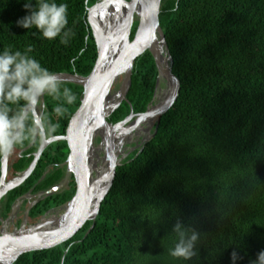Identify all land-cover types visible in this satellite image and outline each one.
I'll list each match as a JSON object with an SVG mask.
<instances>
[{"label":"trees","instance_id":"1","mask_svg":"<svg viewBox=\"0 0 264 264\" xmlns=\"http://www.w3.org/2000/svg\"><path fill=\"white\" fill-rule=\"evenodd\" d=\"M24 2L0 0V52L23 53L31 45L27 54L50 71L88 76L98 60L89 7L100 0H56L68 5L67 44L61 43L63 31L50 40L35 26H18L17 20L28 13ZM32 2L38 7V0ZM160 22L173 73L181 81L177 101L156 124L155 136L118 166L96 220L64 243L25 253L14 264H62L65 254L64 264H233L234 250L239 256L235 264H250L264 250V0H163ZM137 27L138 22L131 40ZM158 74L147 49L135 61L127 99L109 121L120 122L132 110L145 112ZM63 88L74 95L72 104ZM60 89L59 98L45 95V122L50 118L56 125L51 135L66 134L82 104L83 86L61 82ZM57 106L64 107L63 115L55 114ZM32 141L30 137L16 148ZM40 142L39 136L15 159L13 173L29 166ZM65 148V140L48 146L31 176L7 195L3 218L49 165L67 158ZM60 174L52 167L34 191L51 187ZM73 193L41 200L32 208L30 222ZM194 231L196 254L187 260L172 256L177 243H187Z\"/></svg>","mask_w":264,"mask_h":264},{"label":"water","instance_id":"2","mask_svg":"<svg viewBox=\"0 0 264 264\" xmlns=\"http://www.w3.org/2000/svg\"><path fill=\"white\" fill-rule=\"evenodd\" d=\"M162 1L163 0H100V2L94 6L89 7L90 24L98 48L97 63L88 76L69 72L56 73L60 77L61 82H71L83 86L82 104L74 116L67 133L64 135L46 136L30 166L20 172L11 182L6 181L9 173L10 155L7 157L3 156L2 175L0 179V200L9 190L23 184L36 169L44 150L51 143L60 140H65L69 143L71 152L67 162L70 163L69 171L71 172L72 166L81 158L86 150V144L93 142L97 136H100V145L105 143L104 154L107 155L109 159L110 170L108 183L103 191L95 195L93 191L101 179H98L96 176L94 183L91 185L88 181H82L79 178L77 192L70 201L49 210L38 222L29 224V214L33 206L36 205L40 199H45L54 194L63 184L40 192L37 198L31 202L26 213V218L20 227H15L12 231H10L9 228L7 231H3V223L2 229L0 230V264H14L25 253L62 244L77 234L87 221H95L100 212L103 200L114 183L117 168L123 164L126 158L123 157L118 160L114 154V138L117 129H120L134 117H136L134 122L153 117L154 122L151 127H154L155 131L151 133L147 140L142 142V146L155 136L158 130L156 124L161 121L163 115L166 114L177 101L181 92V81L173 73V58L160 22ZM111 2H116L127 9L128 14L125 21L116 27L115 30L104 31L102 30L97 16L100 15L103 20H105ZM136 21L138 22V27L133 40H131L133 27ZM147 49L153 55L159 71L153 101L145 112L135 113L132 110L131 114L124 120L112 123L108 118L121 103L127 99V94L132 85L135 61L137 57ZM164 55H166L167 59L165 63L163 61ZM121 77H123V80L119 89V99L110 110L106 111V99L109 94L113 92L115 83L118 82ZM163 78L171 83L170 92L164 100L154 104ZM40 99L45 106V95ZM153 105L154 108H152ZM103 127L106 129L105 134L97 132ZM38 136L39 135H37L31 144L24 148L23 151L29 149L36 142ZM94 170L98 175V171L95 168ZM92 172L93 171H91V173ZM95 197L96 200L93 202ZM93 203L94 207L92 208ZM56 209L59 211V216H55L50 220L51 225L48 226L49 229L38 233L31 232V226L38 228L42 227L48 213ZM94 225L89 231H91ZM65 255L62 264H64Z\"/></svg>","mask_w":264,"mask_h":264},{"label":"clouds","instance_id":"3","mask_svg":"<svg viewBox=\"0 0 264 264\" xmlns=\"http://www.w3.org/2000/svg\"><path fill=\"white\" fill-rule=\"evenodd\" d=\"M23 7L28 13L17 20V25L26 29L35 26L44 38L54 39L61 35L68 23L66 3H57L56 0H38V7L32 0H25ZM71 33L63 31L61 43L67 44ZM32 51L31 45L25 52L12 51L5 48L0 52V156L7 157L13 153L16 146L25 140L35 139L37 135L43 140L55 132L56 125L51 119L45 122V115L37 112L40 98L44 95L59 98L60 77L43 67L41 63L27 53ZM67 104H72L74 95L68 88H63ZM23 102V103H21ZM13 105L18 106L15 110ZM57 116L64 114V107L57 106L53 109ZM31 120V125L28 121ZM28 133L32 135L29 136ZM179 230L180 223L175 225ZM198 233L195 231L187 243L181 241L171 250L174 257L190 259L196 253L195 241ZM239 259L238 253L232 252L233 264ZM250 264H264V250L251 260Z\"/></svg>","mask_w":264,"mask_h":264},{"label":"bare ground","instance_id":"4","mask_svg":"<svg viewBox=\"0 0 264 264\" xmlns=\"http://www.w3.org/2000/svg\"><path fill=\"white\" fill-rule=\"evenodd\" d=\"M128 11L127 9L120 10L119 4L116 2H111L108 10L107 15L105 16V20H103L102 16H97V19L99 20L100 24L103 25L104 31H110L115 30L116 27L121 25L126 17H127ZM166 55L163 56L164 63L166 62ZM166 65V64H165ZM166 82L167 88H163V83ZM171 88V83L167 82L164 78L161 80V84L159 86L158 92H157V99L158 103H160L162 100L166 98V96L169 94ZM119 99V90L118 92H112L109 94V96L106 99L105 103V110H110L114 104ZM154 108V105L152 106ZM40 113L42 111L40 110ZM154 122V118H146L142 119L138 122H133L131 125L124 124L120 129H117L115 132V138H114V154L116 155L117 159H122L123 157L127 156V149H128V143H131L135 140H141L142 142L147 140L151 135V126ZM100 134H105L106 129L103 127L100 130H98ZM89 148V147H88ZM88 150V149H87ZM92 151L94 153L93 156V164L94 168L98 171L97 178L101 179L99 181L97 187L94 189V194L98 195L99 192L103 191L108 183V175L110 170L109 165V159L107 155L104 154L105 152V143L99 146H96L95 148L92 147ZM11 156V154H10ZM88 167V166H87ZM103 179V181H102ZM96 197L94 198L93 202H95ZM22 202V201H21ZM31 202V201H30ZM20 206V204H18ZM17 206V207H18ZM16 208V206H14ZM94 207V203L92 205V208ZM17 212V211H16ZM55 215H51L45 219V223L42 227H33L31 226V232H41L43 230L49 229V225H51V219H53ZM5 221V220H4ZM10 223L5 222L4 223V229L3 231H7L9 228ZM16 227V226H15ZM11 230V229H10Z\"/></svg>","mask_w":264,"mask_h":264},{"label":"flooded vegetation","instance_id":"5","mask_svg":"<svg viewBox=\"0 0 264 264\" xmlns=\"http://www.w3.org/2000/svg\"><path fill=\"white\" fill-rule=\"evenodd\" d=\"M83 96V95H82ZM41 100V99H40ZM41 102V101H40ZM41 106V107H40ZM40 106H37V112H39L40 113V110L42 111V114H44V108H45V106L42 104V102H41V105ZM64 135V134H63ZM52 136V135H51ZM39 137V136H38ZM47 137H50V136H47ZM99 139V138H98ZM42 139H41V142H40V145H39V147L37 148V150H35L34 152H33V156H34V158H35V154L38 152V149L40 148V146H41V144H42ZM100 143H101V138H100V141H97V137L94 139V141L93 142H91V143H89V144H86V150L84 151V153H83V155L81 156V158L79 159V160H77V162L72 166V171L70 172L69 170H70V163L69 162H67V160H68V157H69V155H70V152H71V149H70V146H69V143L67 142V148H65V151L67 152V158L64 160V161H62V162H59V163H53V164H51V165H49L48 166V168H47V170L44 172V174L42 175V177L40 178V180L38 181V183L36 184V185H38L39 183H41L42 181H44L45 179H46V177L48 176V175H50V171H51V169H52V167H56V170H60L61 171V174H60V178H59V181H57L55 184H53L51 187H49V188H47V189H43V190H39V191H34V189H35V186L33 187V188H31L28 192H26L25 194H22L21 196H19L17 199H16V201L12 204V209H11V212L9 213V215L6 217V218H3L2 217V214H1V211H2V208H3V205H4V201L6 200V198H7V195L9 194V192L11 191V190H13V189H11V190H9L8 191V193L0 200V216H1V218H0V223H1V225L3 226V223H5V222H9L10 223V221H13V219L17 216V213L19 212V206H18V204H21V201L23 202V201H25V202H29V205H28V207H27V209H26V211H25V217H24V220H25V218H26V213H27V210H28V208H29V206H30V204H31V202H33L36 198H37V195L40 193V192H43V191H46V190H48V189H50V188H53V187H56V186H59V185H62L61 186V188L59 189V190H57L54 194H58V193H63V192H67V191H73L74 193H73V195H72V197L68 200V201H70L74 196H75V194H76V192H77V188H78V179L80 178L82 181H88V183L90 184L91 183V185H92V183H94V180H95V178H96V176H97V172L94 170V164H93V156H94V153H93V151H92V147H96V146H99L100 145ZM29 146V145H28ZM27 147V146H26ZM26 147H24V148H26ZM89 147V148H88ZM24 148H21V149H17V148H15L14 150L16 151L15 152V154H16V156L13 158V160H11V156L13 155V154H11V156H10V158H9V173H8V176H7V179H6V181L7 182H11V181H13L18 175H19V173L20 172H17V173H13V171H12V164L14 163V161H15V159L17 158V157H21L22 156V154H23V149ZM48 148V147H47ZM46 148V149H47ZM45 149V150H46ZM88 149V150H87ZM44 150V151H45ZM44 153V152H43ZM43 155V154H42ZM34 158H33V160H34ZM41 159V158H40ZM32 160V161H33ZM32 163V162H31ZM30 163V164H31ZM39 163V162H38ZM30 164H29V166H30ZM38 165V164H37ZM28 166V167H29ZM88 166V167H87ZM27 167V168H28ZM37 167V166H36ZM26 168V169H27ZM93 171L92 173H91V171ZM24 171V170H23ZM22 172V171H21ZM70 172V173H69ZM90 173H91V175H90ZM53 176H54V174H57V172H53V173H51ZM22 185V184H21ZM15 189V188H14ZM54 194H52V195H54ZM52 195H50V196H52ZM49 197V196H48ZM41 200H43V198L42 199H40V201ZM31 201V202H30ZM40 201H38V203L40 202ZM68 201H66V202H68ZM66 202H64V203H62V204H60V205H58V206H54V207H52V208H50L49 210H51V209H53V208H55V207H59V206H61V205H63V204H65ZM14 206H16V208L14 207ZM18 206V207H17ZM35 206V205H34ZM33 206V207H34ZM32 210V209H31ZM48 210V211H49ZM17 211V212H16ZM47 211V212H48ZM31 212V211H30ZM45 214H46V212H45ZM44 214V215H45ZM44 215H42L40 218H39V220L44 216ZM51 215H55V216H59V211L56 209V210H53V211H50L49 213H48V215H47V217H49V216H51ZM46 217V218H47ZM5 220V221H4ZM23 220V221H24ZM38 220V221H39ZM37 221V222H38ZM18 222H20L19 220H18ZM22 224V223H21ZM29 224H33V223H31L30 222V214H29ZM16 227H17V225H15Z\"/></svg>","mask_w":264,"mask_h":264},{"label":"rangeland","instance_id":"6","mask_svg":"<svg viewBox=\"0 0 264 264\" xmlns=\"http://www.w3.org/2000/svg\"><path fill=\"white\" fill-rule=\"evenodd\" d=\"M137 22V21H136ZM135 22V23H136ZM122 80H123V77H121L118 82L115 83L114 87H113V92H116L120 89V86H121V83H122ZM163 88H167V84L166 82H164L163 84ZM41 101V100H40ZM158 103V99L156 98L155 99V102L154 104H157ZM41 105V102L38 106ZM41 107V106H40ZM136 117L132 118L131 120H129L126 125H131L134 121H135ZM154 131V127H151V133H153ZM99 138V139H98ZM97 141H100V136H97ZM141 144H142V141L141 140H135L131 143H128V149H127V156L125 159H127L130 155H132L136 150H138L140 147H141ZM15 150L13 151V155L11 156V160H13V158L16 156L15 154ZM29 205V202H21L20 206H19V212L17 213V216L13 219V221H10V225H9V230L12 231L14 230L15 228V225H17V227H20L21 223L23 222L24 220V217H25V211L27 209ZM18 220L20 222H18ZM2 229V225L0 223V230Z\"/></svg>","mask_w":264,"mask_h":264}]
</instances>
